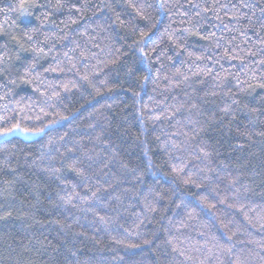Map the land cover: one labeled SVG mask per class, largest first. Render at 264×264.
Listing matches in <instances>:
<instances>
[{
  "label": "trees",
  "instance_id": "1",
  "mask_svg": "<svg viewBox=\"0 0 264 264\" xmlns=\"http://www.w3.org/2000/svg\"><path fill=\"white\" fill-rule=\"evenodd\" d=\"M261 84L264 0H0V264H264Z\"/></svg>",
  "mask_w": 264,
  "mask_h": 264
},
{
  "label": "snow or ice",
  "instance_id": "2",
  "mask_svg": "<svg viewBox=\"0 0 264 264\" xmlns=\"http://www.w3.org/2000/svg\"><path fill=\"white\" fill-rule=\"evenodd\" d=\"M23 14H27V13H23ZM259 86L264 87V84H261ZM47 127H51V125H46L45 127H39V128H24V127H21L19 124H16L12 127H8L3 130H0V136L14 135L17 132L23 133L25 135L39 136L45 133ZM101 219L103 218L101 217Z\"/></svg>",
  "mask_w": 264,
  "mask_h": 264
},
{
  "label": "rangeland",
  "instance_id": "3",
  "mask_svg": "<svg viewBox=\"0 0 264 264\" xmlns=\"http://www.w3.org/2000/svg\"><path fill=\"white\" fill-rule=\"evenodd\" d=\"M20 135L21 136H24V137H28L29 135H25V134H23V133H20ZM117 182L114 180L113 182H111L110 184L112 185V184H116ZM205 183H207V181L205 182ZM119 186V185H118Z\"/></svg>",
  "mask_w": 264,
  "mask_h": 264
}]
</instances>
